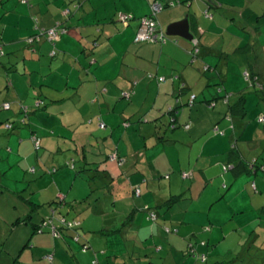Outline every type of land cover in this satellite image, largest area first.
<instances>
[{
  "label": "crops",
  "instance_id": "0c3cea01",
  "mask_svg": "<svg viewBox=\"0 0 264 264\" xmlns=\"http://www.w3.org/2000/svg\"><path fill=\"white\" fill-rule=\"evenodd\" d=\"M74 1L0 0V45L4 51L0 57V204L3 209L14 210L9 218L0 214V222L5 225L0 236L5 263L237 264L233 257L244 234L222 228V209H232L225 215L230 216L228 221H236L255 205L261 207L263 217L258 216L264 219V122H259L264 116L259 115L252 126L244 118L227 116L228 104L236 102L244 88H235L232 78L229 82L231 52L215 46L228 19L213 10L235 0H174L185 5L170 7L164 13L165 8L158 14V21L173 23L198 3L200 19L194 14L193 22L186 16L195 42L166 39L165 43L147 46L134 40L139 19L148 14L152 2L166 4L173 0H84L76 11ZM120 14L130 16L127 24L119 21ZM57 24L67 32L57 41L53 57L47 41L31 45L24 42ZM256 29L251 30L248 41L242 38L238 44L237 40L235 49L247 42L255 62L251 70L244 71L262 78L264 50L261 31ZM196 42L199 52L194 60ZM211 86H217V93L209 95ZM191 95H195L194 104L187 106ZM37 101L42 106L30 109ZM4 103L10 104L9 111L1 109ZM22 107L31 111L29 124L6 130L4 123H18ZM216 107L203 124L208 113L205 109ZM169 108L175 110L173 116L167 113ZM170 117L174 118V129H170ZM100 123L104 129H100ZM131 127L138 137H131L127 131ZM79 128L84 130L80 132ZM250 128L256 135H251ZM94 129L105 131L102 138L109 139L105 143L115 145L110 153L116 152L121 158L115 165L109 161L108 152L92 162L93 166L104 167L96 175L103 185L100 189L104 194L99 198H90L86 185L76 184L80 178L76 175L69 184V168L56 179L46 175L53 162L50 158L68 150L62 148L68 143L75 153L84 150V144L97 143ZM31 131L41 137L36 160ZM126 142L131 143L132 152L124 147ZM232 149L239 156L234 162L229 161ZM90 156L82 154V166L90 165ZM239 160L255 165L249 173L235 174L232 167ZM31 162L42 178L28 196H18L20 188H7L5 176L16 172L19 177L22 164L27 167ZM36 166H32L34 174ZM184 173L189 178L183 179ZM54 186L58 189L57 210L49 212L48 206L56 197L45 192L55 191ZM136 189L139 195L134 197ZM7 191L14 196L5 200ZM173 197L180 199L171 202ZM147 207L157 215L155 222L148 219L144 211ZM45 221L51 222L49 226H42ZM20 222L32 226L29 236L19 233L20 227L9 226ZM74 222L76 226L67 227ZM52 225L59 238H53ZM15 234L21 239L19 244L8 246ZM254 235H248L249 239ZM201 241L205 246L199 244ZM82 245L86 252H82ZM201 255H206L204 262L198 259Z\"/></svg>",
  "mask_w": 264,
  "mask_h": 264
},
{
  "label": "rangeland",
  "instance_id": "374dc122",
  "mask_svg": "<svg viewBox=\"0 0 264 264\" xmlns=\"http://www.w3.org/2000/svg\"><path fill=\"white\" fill-rule=\"evenodd\" d=\"M168 3V2H165ZM171 3H174L173 5V9H179L181 7H183L185 5V2L181 3L180 1H172ZM179 3V4H178ZM171 7V6H169ZM169 7H167L164 10V13L166 10L170 9ZM197 8H199L198 3H194L189 9H188V13L185 14L183 17L175 19L177 21L175 22H179L181 20H183L187 15L191 16L193 14H196L197 17L200 19V11L197 10ZM215 13H217V15L219 14L221 17H223L224 19H228L224 25L222 26V30L223 33L221 35V37H219L216 41H215V46L218 47V49L220 50L223 49L224 52H231L230 53V58H229V64H228V71H229V82H231V78L234 81V86L235 88H240V86H243V91L245 93V111H246V115H245V121L248 123H250V125L252 126V124H256L257 119L259 118L258 116L263 115L264 116V101L260 100L261 95H259L256 91V87H253L250 85V83L247 81V79L245 78L246 74L250 73L248 71H244V70H251L250 67L254 66V62H255V58L253 57V53L252 50L248 51L246 53H235V55L233 54L235 47L238 46V44L240 43V40H242V38H245L244 40L248 41L250 39V32L251 30L257 32V29L261 31L260 35L262 36V40H261V44H262V49L264 50V0H242L241 2H239L238 0H235L233 2V4L231 3H225L220 9L218 10H213ZM164 13L162 15H164ZM212 13V12H211ZM161 15V16H162ZM257 17L258 20H257ZM161 18V17H160ZM205 18V17H204ZM204 18H202L201 20H205ZM174 23V22H173ZM161 24V27L163 28V34L165 35V37L168 38V41H172V40H176V39H182L180 37H171V36H167L165 34V29L166 27L171 24L168 23L167 19L163 20ZM227 27H231L230 30L227 31ZM139 28V27H138ZM246 30H244V29ZM232 30V31H231ZM231 35H233L234 37H231ZM238 40V44L236 43ZM193 42H195L193 40ZM246 43V42H244ZM144 46H147L146 44L148 43H143ZM196 43H194L195 45ZM150 45V44H148ZM244 46V45H243ZM239 48H242L241 46ZM254 50H256V48H253ZM260 58L263 59V54L260 56ZM244 71V72H243ZM217 86H211L210 87V93L209 95L215 94V90H217ZM197 97H200L201 94L199 93V91L197 90ZM208 95V93L206 94ZM208 95V96H209ZM189 98V97H188ZM198 105H202V104H198ZM186 107V106H185ZM37 107L31 106L30 109H36ZM43 109V108H42ZM186 112L189 113L188 108L186 107ZM205 110L208 111V113H206L204 115V119H203V124L206 123V121L209 119V115L211 113H213V110L216 112L217 107L209 110L208 108H206ZM165 122H167V119H165ZM166 124V123H165ZM104 125V124H103ZM86 126L88 127V129H92L93 126H90L89 124H86ZM261 127V126H260ZM105 128V126H104ZM103 128V129H104ZM165 128V127H164ZM163 128V129H164ZM189 127H187L188 129ZM201 128V126H199V129ZM101 129V128H100ZM186 129V128H185ZM262 129L263 128H259ZM82 128H79V131L81 132ZM95 130V129H94ZM250 130H253V133L251 135H256L254 129L250 128ZM107 132H109V129L106 130ZM129 133H131V137H138L139 134L134 131V128L131 127L130 129L127 130ZM123 132V130L121 131ZM190 132V131H189ZM209 133H215V134H221L217 131H209ZM108 134V133H107ZM102 135H105V131L102 130H95V137L97 143H92L90 144H84V150H79L78 153H75V151L73 152V145H70L68 143L67 147H62V145H66L67 143H64L62 145H60V147L64 148H68V150H65L58 154H54L53 158L55 157V159L50 158L51 161L49 164H52L51 167L48 168L49 173L50 174H46L48 176H52L54 177V179L58 178L59 176L62 175V170L66 171L67 168H69L68 170L71 172L69 178V184L74 182L73 177L74 175H76V177H80L78 178V180L76 181V184H85L87 187V194H91L90 198H96V197H100L102 196V194H104L101 191V186L102 185V181L101 179L96 178V175L101 174L102 170L104 169V167L100 166L98 168V164H95V166L92 165V162H98L100 158H104L107 156L108 152L110 153V150L112 147H114L115 145L113 144H109L105 143V141L109 140L108 138H105V140H103ZM119 135V134H118ZM118 135L117 138H115V143L117 142L118 144ZM126 140V137H124ZM124 147L127 148V150H129L128 152H132L131 151V143L126 142L124 143ZM123 145V144H122ZM77 147H81L83 146V144H77ZM105 146H107L109 149L105 148ZM92 149V150H91ZM72 150V151H70ZM32 153L34 154V159H37L36 156V151L33 150L32 148ZM44 153V150L41 152ZM82 154H85V156L91 155L89 157L88 162L90 163V165H83L82 160H81V156ZM112 153H110L108 156H110ZM64 156H66L64 158ZM68 163L70 165H73V167H68V165L64 166V163ZM35 163L31 162L29 166H25V164H22L21 166V173L19 175V177L17 176L16 172H14V175H10V173L8 175L5 176V180L4 181V185L7 188H12L10 186H17L19 193H17L18 196H28L30 191H33L37 185L38 181L42 178L41 174L39 173L38 167L37 168V172L34 174V168L32 167ZM61 164V165H60ZM115 165H117V163H115ZM32 167V168H31ZM53 167V168H52ZM88 168L89 171H88ZM33 169V170H32ZM78 172V173H77ZM88 172V173H87ZM55 173V174H54ZM53 174V175H52ZM86 178V182L84 181V177ZM94 177V178H93ZM82 178V179H81ZM15 181H18V183H15ZM51 181V180H50ZM88 183V184H87ZM181 183H183L181 181ZM188 183V182H186ZM26 185L30 186V187H26ZM39 185V184H38ZM70 186V185H69ZM23 187V188H22ZM53 189L55 191H47L45 193H50V194H55L54 197V201L52 203V205L50 204L48 207L49 212H51L52 210H57V203L55 202L57 198V187L54 186ZM10 190V189H9ZM250 194H252L250 192ZM14 196V194L9 191L5 192L3 194V198L9 199L10 197ZM4 206H2L0 204V214H2L3 217L7 218L8 216L10 217V213L14 212V210L11 209V211L3 209ZM257 209V211H256ZM223 210V220H222V228L225 231H232V229H235L237 233L239 234H244V239L241 236L242 240L240 242V245L237 246L236 248V255L233 257V259H235V262L237 264H264V219L260 218L258 216V213L261 217H263V213L261 212V207L256 208L255 205H252V210L248 212V214L245 217H242L236 221H228L230 218V216H226L225 213L227 211V213L232 210V209H222ZM51 215V213L49 214ZM57 217L58 214H56ZM8 217V218H9ZM253 218H257L255 222L251 223V220ZM55 219V217H54ZM57 220V218H56ZM15 226H11L9 225L11 228H18L20 227L21 230H23V232L20 230L19 233H22L24 235L29 236L31 234V230H32V226L30 224H26L24 225L23 222L14 224ZM5 225L3 223L0 222V236L2 231H5ZM52 227H54V225H52ZM51 227V228H52ZM50 228V229H51ZM55 228V227H54ZM221 228V227H219ZM49 228L47 227V230ZM46 228L44 231H47ZM203 232H207L208 229H202ZM25 232V233H24ZM27 233V234H26ZM36 233V232H35ZM250 234H255L252 238L249 239L248 235ZM17 234L13 235L11 240H9L8 242V246L13 244H19L20 242V238L15 237ZM201 242H199V244H201ZM19 246V245H18ZM17 246V247H18ZM199 246V245H198ZM250 248V249H249ZM249 249V250H248ZM52 253H49L47 256H51L52 258ZM5 253H4V249H2V245L0 243V264H6L5 263ZM201 261V260H200ZM199 261V262H200ZM49 264L52 263V260H48ZM198 262V263H199ZM203 262V261H201ZM210 264V263H209Z\"/></svg>",
  "mask_w": 264,
  "mask_h": 264
},
{
  "label": "trees",
  "instance_id": "16d2710c",
  "mask_svg": "<svg viewBox=\"0 0 264 264\" xmlns=\"http://www.w3.org/2000/svg\"><path fill=\"white\" fill-rule=\"evenodd\" d=\"M26 0H22V2H25ZM84 0H75L74 1V3H73V10L74 11H76V10H78L80 7H79V5H81V3L83 2ZM195 1H200V0H195ZM202 2H203V0H202ZM159 4L160 6H161V10L157 13V12H155V13H153L152 12V10H151V5H153V4ZM179 4V3H178ZM173 5H174V3H166V4H163V3H160V2H157V1H154V2H152L151 4H150V9H149V12H148V14L147 15H145L144 17H142V18H148V19H153L154 21H156V29H157V33L158 34H163L162 33V27H161V25H160V23H159V21H158V14H160L165 8H167V7H169V6H171V7H173ZM170 8V7H169ZM66 13H67V15H69L70 14V11H66ZM194 15V14H193ZM193 15H191V16H189L190 18H193L192 19V21L193 22H196V19H195V17L193 16ZM128 16V15H127ZM130 17V16H129ZM142 18H140L139 19V25H140V21H141V19ZM258 18L259 17H257V20H258ZM128 20H130V19H128ZM120 21V20H119ZM127 23H128V21H127ZM126 23V24H127ZM139 27V26H138ZM50 30H53L54 32H56V34H57V37H56V39H51L49 36H48V34H47V32L48 31H50ZM67 32V29L63 26V25H59V24H57V26H55L54 28H52V29H48V30H41V31H39V32H37L36 34H34L33 36H31V37H29V38H27V39H25V43H26V45H31V44H33V43H38V42H40L41 40H45V41H47L50 45H51V53H50V56H54L55 54H56V43H57V41L60 39V36H61V34H64V33H66ZM135 37H136V35H135ZM166 39H168L167 37H165ZM135 40V39H134ZM136 43H141V44H143V43H148V44H155V43H160V41L158 42V41H153V42H150V41H139V42H136ZM198 42H196V44L194 45V47H193V51H192V57H193V59L195 60L197 57H198ZM250 50V47H249V45L247 44V42L244 44V46H242V48H236L235 49V52H237V53H246V52H248ZM4 55V51H3V47H1V45H0V57H2ZM263 77L262 78H260L259 77V75L258 74H255V73H248V74H246V76H245V78L247 79V81L250 83V85L251 86H253V87H256L257 89H256V91L255 92H257L259 95H261V98H260V100H262V101H264V73H262L261 74ZM184 88H185V86L184 85H181V87H180V89L181 90H184ZM217 93V92H216ZM219 94V93H218ZM239 96H238V99H237V101L236 102H234L233 104H228V115L227 116H229V117H231V118H233V117H239V118H241V119H243V118H245V115H246V111H245V107H244V104H245V93L243 92V91H240L239 93ZM191 97H193V101H192V103L190 104V100H191ZM222 98H227V97H224V96H222ZM194 100H195V95H191V96H189V98H188V100H187V103H186V105L187 106H192L193 104H194ZM210 102V101H209ZM6 104H8L9 105V108L8 109H4V105H6ZM42 102L41 101H37V102H35V107H37V108H40L41 106H42ZM176 104H177V100H176ZM1 109L3 110V111H9L10 110V104L9 103H4V104H2V106H1ZM35 112V111H34ZM167 113H169L170 114V116H173V113H175V110L174 109H168V111H167ZM31 114V111L29 110V108H24V107H22L20 110H19V117L17 118V121H18V123L15 125V123H4V128L6 129V130H9V131H12V130H14L17 126L18 127H21V128H23V127H25V126H27L28 124H29V121H28V116ZM171 119H170V123H169V126L171 125V127H170V129H174V126H173V122H171V120L173 119L174 120V118L173 117H170ZM264 118V117H263ZM263 123V122H262ZM126 124L127 123H123V125H125L126 126ZM173 126V127H172ZM33 137H37L39 140H40V147H39V149L38 150H35L34 149V145H33ZM30 140H31V143H32V147H33V150H35L36 151V153H39L40 152V150H41V137L40 136H38L36 133H35V131H31V136H30ZM114 153H116V152H114ZM117 158H118V160H120L121 158H119L118 156H117ZM239 158V156H238V153L236 152V150L235 149H232L231 151H230V153H229V161L230 162H234V161H236L237 159ZM113 163H116V162H113ZM68 165V167H73V165H70V164H67ZM255 165V163H252V165H250L249 166V164L248 163H246V164H244V162L243 161H237V164H235L232 168H233V170H234V173L235 174H240V173H242V172H250V168H251V166H254ZM78 173V172H77ZM133 196L135 197L136 195H135V191H133ZM180 198L179 197H173L172 199H171V202H176L177 200H179ZM264 208V207H263ZM144 211L147 213V216H148V219L151 221V222H155L156 221V217H157V215L152 211V209H150V208H145L144 209ZM149 213H153L154 214V218H151L150 216H149ZM24 222H25V220H24ZM120 229L121 228H119V229H117V231L116 232H118V231H120ZM165 231L166 232H170V230L169 229H167V228H165ZM115 231H106V232H104V233H107V234H109V233H114ZM54 238V237H53ZM55 239V238H54ZM76 242H78V241H76ZM202 245L203 246H205V243L203 242L202 243ZM82 252H86L85 250H84V245H82ZM84 250V251H83ZM160 250V248H158V251ZM191 250V249H190ZM190 250H189V253L188 254H190L191 252H190ZM202 256V255H201ZM203 256H205V260H206V255H203ZM199 260H201L200 258H198ZM204 260V261H205ZM202 261V260H201ZM203 261V262H204Z\"/></svg>",
  "mask_w": 264,
  "mask_h": 264
},
{
  "label": "built area",
  "instance_id": "2783aa9c",
  "mask_svg": "<svg viewBox=\"0 0 264 264\" xmlns=\"http://www.w3.org/2000/svg\"><path fill=\"white\" fill-rule=\"evenodd\" d=\"M151 10H152L153 13H155V12L158 13L161 10V6L159 4H156L155 3V4L151 5ZM118 17H119V20L123 24H126L127 21H128V19L130 18L129 16L123 15V14H120ZM47 34L53 40L56 39V37H57L56 32H54L53 30L48 31ZM135 41L136 42H139V41H150V42L158 41L159 42L160 41V43H165L166 42V38H165V35L164 34H158L157 33L156 21H154L153 19L142 18L141 21H140L139 28H138L137 33H136ZM192 101H193V97H191L190 104L192 103ZM8 108H9V105L8 104L4 105V109H8ZM173 121L174 120L172 119L171 122H173ZM259 122L260 123L264 122V118L261 117L259 119ZM99 127L101 129H103L104 128V125L102 123H100L99 124ZM33 145H34V149L35 150H38L39 149V147H40V140L37 137H33ZM109 161L110 162H116L118 164L120 163V160H118L116 153H113V154H111L109 156ZM189 176H190L189 174L184 173L182 175V178L183 179H187V178H189ZM135 195L136 196L139 195V190L138 189L135 190ZM149 216L151 218H154L155 217L153 213H149ZM47 221H45L42 224V226H49V224L51 222L48 224ZM76 225H77L76 222H74V223H67V227H72V226H76ZM51 234H52V236L55 239L60 237L59 232L54 227H52V229H51ZM48 258L51 259V256L48 257ZM199 258L202 261L205 260V256H203V255L200 256Z\"/></svg>",
  "mask_w": 264,
  "mask_h": 264
},
{
  "label": "water",
  "instance_id": "95a60500",
  "mask_svg": "<svg viewBox=\"0 0 264 264\" xmlns=\"http://www.w3.org/2000/svg\"><path fill=\"white\" fill-rule=\"evenodd\" d=\"M189 18L185 17L179 22L169 24L165 29V34L171 37H180L187 41H192L193 35L189 31Z\"/></svg>",
  "mask_w": 264,
  "mask_h": 264
},
{
  "label": "bare ground",
  "instance_id": "6f19581e",
  "mask_svg": "<svg viewBox=\"0 0 264 264\" xmlns=\"http://www.w3.org/2000/svg\"><path fill=\"white\" fill-rule=\"evenodd\" d=\"M192 42H193V40H192Z\"/></svg>",
  "mask_w": 264,
  "mask_h": 264
}]
</instances>
